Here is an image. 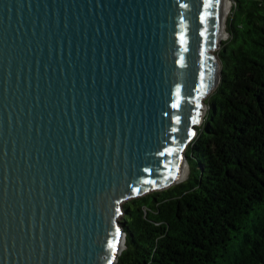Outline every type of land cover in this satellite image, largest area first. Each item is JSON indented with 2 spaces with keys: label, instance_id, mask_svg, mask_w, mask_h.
Masks as SVG:
<instances>
[{
  "label": "water",
  "instance_id": "1",
  "mask_svg": "<svg viewBox=\"0 0 264 264\" xmlns=\"http://www.w3.org/2000/svg\"><path fill=\"white\" fill-rule=\"evenodd\" d=\"M221 14L222 0H0V264L117 261L124 203L188 167Z\"/></svg>",
  "mask_w": 264,
  "mask_h": 264
},
{
  "label": "trees",
  "instance_id": "2",
  "mask_svg": "<svg viewBox=\"0 0 264 264\" xmlns=\"http://www.w3.org/2000/svg\"><path fill=\"white\" fill-rule=\"evenodd\" d=\"M188 174L123 205L114 264H264V0H232Z\"/></svg>",
  "mask_w": 264,
  "mask_h": 264
},
{
  "label": "bare ground",
  "instance_id": "3",
  "mask_svg": "<svg viewBox=\"0 0 264 264\" xmlns=\"http://www.w3.org/2000/svg\"><path fill=\"white\" fill-rule=\"evenodd\" d=\"M230 9H231V1L230 0H222L221 23H220V27H219V31H218V36H217L219 42L223 41L226 38V36L228 35V33L226 32V28H225V22H226L228 11ZM217 49L218 48H216L214 51H216ZM206 111H207V105H204L203 111L201 112V115H200L201 116V122L203 120L204 115H206ZM187 174H188V167L185 164V168H184L179 179L180 180L185 179Z\"/></svg>",
  "mask_w": 264,
  "mask_h": 264
},
{
  "label": "rangeland",
  "instance_id": "4",
  "mask_svg": "<svg viewBox=\"0 0 264 264\" xmlns=\"http://www.w3.org/2000/svg\"><path fill=\"white\" fill-rule=\"evenodd\" d=\"M230 1H231V9L228 11V14H227V18H226V22H225V28H226V26H227V20H228V17L230 16V13H231V10H232V5H233L232 0H230ZM226 32H227V31H226ZM227 37H228V35L226 36V38H227ZM226 38H225V39H226ZM225 39H224V40H225ZM218 49H219V48H218ZM218 49H217L216 51H214L216 54H217V52H218ZM211 94H212V92H211L209 95H211ZM209 95H208V96H209ZM208 96H207L206 98H208ZM206 98H205V99H206Z\"/></svg>",
  "mask_w": 264,
  "mask_h": 264
},
{
  "label": "snow or ice",
  "instance_id": "5",
  "mask_svg": "<svg viewBox=\"0 0 264 264\" xmlns=\"http://www.w3.org/2000/svg\"><path fill=\"white\" fill-rule=\"evenodd\" d=\"M206 7H211V5L208 4V5H206ZM118 235H119V230L117 229V236ZM110 246L113 248V250H115V244H111Z\"/></svg>",
  "mask_w": 264,
  "mask_h": 264
}]
</instances>
